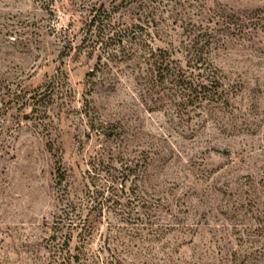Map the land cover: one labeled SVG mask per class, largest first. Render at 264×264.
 <instances>
[{"label": "rangeland", "instance_id": "374dc122", "mask_svg": "<svg viewBox=\"0 0 264 264\" xmlns=\"http://www.w3.org/2000/svg\"><path fill=\"white\" fill-rule=\"evenodd\" d=\"M161 1L156 23L177 42L166 7L175 0ZM180 1L194 25L229 22L225 44L211 51L227 107L176 112L124 64L101 63L87 77L99 54L81 43L88 12L120 0H0V264H49L60 198L104 183L105 174L86 172L101 146L145 160L139 195L177 216L179 264H264V0ZM84 101L101 129H86ZM123 196L105 207L103 233L133 215Z\"/></svg>", "mask_w": 264, "mask_h": 264}, {"label": "trees", "instance_id": "16d2710c", "mask_svg": "<svg viewBox=\"0 0 264 264\" xmlns=\"http://www.w3.org/2000/svg\"><path fill=\"white\" fill-rule=\"evenodd\" d=\"M161 2L120 0L109 8L101 5L89 10L81 43L91 54H99L96 67L87 77L95 78L102 69L109 68L110 63L124 64L130 76L136 75L142 80L148 95L176 112L200 111L205 106L227 107L228 98L223 90L221 74L211 59V51L223 44L230 30L226 17L220 16V22H212V25L210 17L202 18L194 25L190 18L178 12V8L187 6L188 2L175 0L171 6L165 5L171 8V24L182 31L178 34L173 30L179 38L174 42L156 23ZM124 10L131 14L129 22L121 18ZM156 41L162 45H156ZM129 62L132 63L131 68L126 66ZM101 63L102 69L99 67ZM46 93L39 94L36 101L41 107H44L42 98L50 95ZM89 104L91 102L84 101L83 117L86 129L92 132L101 129L103 122L93 118ZM144 161L106 146H101L99 151L88 157V177L91 173L95 176L103 173L106 178L98 188L94 183L84 185L83 191L78 192L80 196L68 193L60 198L52 234L47 240L50 245L49 264H179L176 254L180 244L178 238L170 237L177 228V216L168 213V208L159 198L152 197L146 202L139 195L146 169ZM64 175V171L57 174L56 186L59 188ZM123 193H127L126 199L133 201L135 210L130 211L133 215L128 213L119 223L108 224L106 233H103L101 224L105 207L125 201ZM166 215L169 220L161 218ZM95 239L98 244L93 248Z\"/></svg>", "mask_w": 264, "mask_h": 264}]
</instances>
